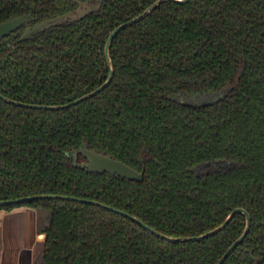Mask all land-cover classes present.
Wrapping results in <instances>:
<instances>
[{"label": "trees", "instance_id": "trees-1", "mask_svg": "<svg viewBox=\"0 0 264 264\" xmlns=\"http://www.w3.org/2000/svg\"><path fill=\"white\" fill-rule=\"evenodd\" d=\"M156 0H103L102 8L21 40L0 42V93L58 105L101 86L105 44L118 25ZM69 0H0V24L26 14L43 21ZM114 75L103 90L68 108H28L0 98V201L34 195L92 199L157 231L193 237L237 207L251 216L244 240L223 264H264V0L165 1L117 33ZM226 98L186 105L177 96ZM84 144L139 172L142 182L76 166ZM216 160L235 166L199 175ZM84 161L80 158L79 162ZM37 211L45 234L33 264H217L242 234L237 213L217 234L169 242L98 205L42 198L0 205Z\"/></svg>", "mask_w": 264, "mask_h": 264}, {"label": "water", "instance_id": "water-1", "mask_svg": "<svg viewBox=\"0 0 264 264\" xmlns=\"http://www.w3.org/2000/svg\"><path fill=\"white\" fill-rule=\"evenodd\" d=\"M165 1H175L177 3H187L189 0H156L154 3H152L150 6H148L140 15L124 22L118 25L111 33L109 34V37L106 41L105 44V57L107 60V63L110 68V72L108 75V78L106 81L99 86L97 89L91 91L90 93H87L71 102L65 103V104H58V105H47V104H32V103H24L21 101L13 100L11 98H8L7 96L3 95L0 93V98L3 99L4 101H7L9 103H13L16 105L28 107V108H38V109H50V110H58V109H63V108H68L72 105L78 104L79 102L88 99L97 93H99L101 90H103L106 86L109 85L111 82L113 75H114V66L112 62V58L110 55V48H111V43L114 39V37L117 35L119 31H121L123 28L138 22L142 18L146 17L149 13H151L158 5H160L162 2ZM99 6L95 7L92 6L88 3H82L80 4L79 8L73 12H69L65 15H61L49 20H45L39 23H36L33 26H28L23 33L21 39L22 40H27L31 36H33L36 33L42 32L50 27L53 26H58L62 24L65 21L71 20L75 21L78 19L83 18L90 12L96 10L99 8ZM35 19L31 15H25V16H20L16 17L13 19H10L8 21H5L0 24V42L16 30L20 29L22 26L27 25L29 22L34 21ZM230 89L229 88H224L218 93H216L210 100L200 104L202 106L206 105H212L215 103L220 102L226 96L228 95ZM182 104H186L183 102H180ZM186 105H191V104H186ZM68 157L71 158L74 161V164L76 166H81L89 171L92 172H99V173H110L112 175H117L121 178H125L128 180H133V181H138L142 182L144 180V171L139 172L138 170L132 168L131 166L127 165L123 161H120L118 159H115L111 155L105 154L103 152L97 151L96 149H91L87 146V144H84L80 150L77 151H70L67 153ZM85 159L83 163H79V158ZM42 198H53V199H64V200H72V201H77L81 203H88V204H93V205H98L101 206L105 209L111 210L113 212L119 213L125 217L130 218L131 220L135 221L145 229L149 230L151 233L157 235L158 237L167 240L169 242H186V241H200L203 240L207 237L213 236L220 232L222 229H224L232 220V218L237 214V213H243L246 217V226L242 234L230 245V247L226 250V252L222 255V257L219 259L217 264H223L225 260L231 255V253L236 249V247L244 240L246 235L249 233L250 228H251V216L249 212L241 207H237L234 210H232L229 215L226 217L224 222L220 224L218 227L205 232L203 234L193 236V237H176V236H171L167 234H163L153 227L149 226L146 224L144 221H142L140 218L129 214L125 211H122L120 209H117L115 207L103 204L101 202L92 200V199H84L80 197H74V196H68V195H34V196H29V197H24V198H19V199H12V200H5V201H0V205H7V204H18L22 203L25 201H31L35 199H42Z\"/></svg>", "mask_w": 264, "mask_h": 264}, {"label": "crops", "instance_id": "crops-1", "mask_svg": "<svg viewBox=\"0 0 264 264\" xmlns=\"http://www.w3.org/2000/svg\"><path fill=\"white\" fill-rule=\"evenodd\" d=\"M0 264H33L35 251L45 240L36 230V214L21 207L0 211Z\"/></svg>", "mask_w": 264, "mask_h": 264}, {"label": "rangeland", "instance_id": "rangeland-1", "mask_svg": "<svg viewBox=\"0 0 264 264\" xmlns=\"http://www.w3.org/2000/svg\"><path fill=\"white\" fill-rule=\"evenodd\" d=\"M213 95H202V96H190V97H185V96H177L176 100L179 102H183L186 104H191V105H200L208 100H210ZM236 163L233 161H224V162H220V161H216V162H212L210 164H200L196 167H194V171L199 174H206L208 172H214V171H220V170H224V169H229L233 166H235ZM42 249V245H39L36 248V253H35V257L39 254V252Z\"/></svg>", "mask_w": 264, "mask_h": 264}, {"label": "flooded vegetation", "instance_id": "flooded-vegetation-1", "mask_svg": "<svg viewBox=\"0 0 264 264\" xmlns=\"http://www.w3.org/2000/svg\"><path fill=\"white\" fill-rule=\"evenodd\" d=\"M69 1L76 3L77 6H76L74 9H72V10H70V11L64 13V14H61V15H65V14H67V13H69V12H73V11L77 10V9L79 8L80 4H82V3H88V4H90V5H92V6H95V7H97V6L100 5L99 8H97L96 10L90 12L89 14H87L86 16L83 17V18H85V17H87L88 15L93 14V13L99 11V10L102 8V5H103V0H69ZM26 15H31L35 20L29 22L27 25L22 26L20 29L16 30V31L13 32L12 34L18 32V31L21 30V29H24V30H23V33H24L25 30H26V28H27L28 26H33V25H35L36 23L42 22V21H37L36 17H34L32 14H26ZM61 15H58V16H61ZM22 16H25V15H22ZM58 16H55V17H58ZM19 17H20V16H19ZM55 17H52V18H55ZM15 18H16V17H15ZM52 18H49V19H52ZM83 18L78 19V20H82ZM49 19H45V20H49ZM45 20H43V21H45ZM78 20H75V21H78ZM68 21H71V20H68ZM65 22H67V21H65ZM71 22H74V21H71ZM63 23H64V22H63ZM63 23H62V24H63ZM62 24H60V25H62ZM60 25H58V26H60ZM53 27H56V26H53ZM50 28H52V27H50ZM50 28H48V29H50ZM48 29H46V30H48ZM46 30H44V31H46ZM44 31H42V32H44ZM23 33H22V35H23ZM39 33H41V32H39ZM12 34H10V35H12ZM36 34H37V33H36ZM10 35H9V36H10ZM22 35H21V37H22ZM34 35H35V34H34ZM34 35H33V36H34ZM7 37H8V36H7ZM31 37H32V36H31ZM31 37H30V38H31ZM5 38H6V37H5ZM5 38H4V39H5ZM30 38H29V39H30ZM4 39H3V40H4ZM3 40H2V41H3ZM21 40H22V39H21ZM27 40H28V39H27ZM22 41H24V40H22ZM32 104H33V103H32ZM80 158H81V157H80ZM80 158H79V160H80ZM84 161H85V159H84ZM84 161H82L81 163H83ZM216 161L224 162V160H216ZM216 161H212V162H216ZM212 162H207V163H203V164H210V163H212ZM232 162H233V161H232ZM79 163H80V162H79ZM199 165H200V164H199ZM208 173H209V172H208ZM21 207L29 208V209H31V210H33V211L35 212V214H36V230H37V211H36L35 208L30 207V206H18V207H15V208L11 209V210L0 209V211L12 212V211H14L15 209H17V208H21ZM0 243H1V235H0Z\"/></svg>", "mask_w": 264, "mask_h": 264}]
</instances>
